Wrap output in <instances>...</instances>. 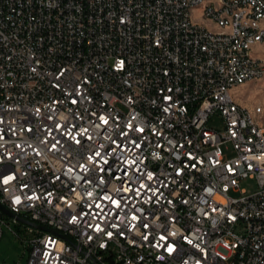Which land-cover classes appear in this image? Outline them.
<instances>
[{
	"label": "built area",
	"instance_id": "1",
	"mask_svg": "<svg viewBox=\"0 0 264 264\" xmlns=\"http://www.w3.org/2000/svg\"><path fill=\"white\" fill-rule=\"evenodd\" d=\"M261 44L264 0H0V203L49 229L27 264H264V107L234 93Z\"/></svg>",
	"mask_w": 264,
	"mask_h": 264
},
{
	"label": "rangeland",
	"instance_id": "2",
	"mask_svg": "<svg viewBox=\"0 0 264 264\" xmlns=\"http://www.w3.org/2000/svg\"><path fill=\"white\" fill-rule=\"evenodd\" d=\"M211 29H217V27L209 21H201ZM257 50H264V47H259ZM234 93L239 97L240 102H244L247 106L262 105L264 107V77L252 80L235 89ZM264 123V112L259 117ZM211 125L222 126V118L219 113L215 114L211 118ZM222 149L225 159L232 158L235 155L233 143L230 140H224L222 142ZM240 188L247 191L246 194H251L257 191L258 185L256 180L249 178L241 181ZM233 195H239L240 193H232ZM2 231H0V264H27L29 257L28 250V238L29 226L23 223H16L11 217L3 216ZM1 223V222H0Z\"/></svg>",
	"mask_w": 264,
	"mask_h": 264
},
{
	"label": "water",
	"instance_id": "3",
	"mask_svg": "<svg viewBox=\"0 0 264 264\" xmlns=\"http://www.w3.org/2000/svg\"><path fill=\"white\" fill-rule=\"evenodd\" d=\"M0 211L2 213H4L5 215H7L8 217H11V218H15L17 219L19 222L21 223H24V224H27V225H31V226H34V227H37V228H40L42 230H49L47 227H44V226H41V225H38L34 222H31L23 217H20L18 215H16L15 213H13L11 210H9L8 208H6L3 204L0 203Z\"/></svg>",
	"mask_w": 264,
	"mask_h": 264
},
{
	"label": "crops",
	"instance_id": "4",
	"mask_svg": "<svg viewBox=\"0 0 264 264\" xmlns=\"http://www.w3.org/2000/svg\"><path fill=\"white\" fill-rule=\"evenodd\" d=\"M259 47H264V44L259 45L258 48H259ZM258 51H261V50H258ZM262 51H264V50H262ZM246 84H247V83H246ZM242 86H243V85H242ZM250 107H253V105H251Z\"/></svg>",
	"mask_w": 264,
	"mask_h": 264
},
{
	"label": "bare ground",
	"instance_id": "5",
	"mask_svg": "<svg viewBox=\"0 0 264 264\" xmlns=\"http://www.w3.org/2000/svg\"><path fill=\"white\" fill-rule=\"evenodd\" d=\"M246 84V83H245Z\"/></svg>",
	"mask_w": 264,
	"mask_h": 264
}]
</instances>
